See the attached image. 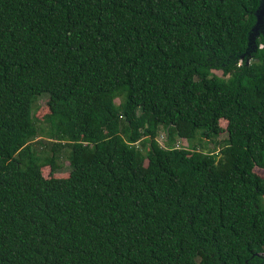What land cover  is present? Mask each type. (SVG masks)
<instances>
[{
  "label": "trees",
  "instance_id": "16d2710c",
  "mask_svg": "<svg viewBox=\"0 0 264 264\" xmlns=\"http://www.w3.org/2000/svg\"><path fill=\"white\" fill-rule=\"evenodd\" d=\"M260 3L0 0V264H264Z\"/></svg>",
  "mask_w": 264,
  "mask_h": 264
},
{
  "label": "rangeland",
  "instance_id": "374dc122",
  "mask_svg": "<svg viewBox=\"0 0 264 264\" xmlns=\"http://www.w3.org/2000/svg\"><path fill=\"white\" fill-rule=\"evenodd\" d=\"M261 14H264V8L262 9ZM259 27H260V17H259V23L254 28L253 33L250 36V40H249V45H250L249 48L250 49H252V45H254L255 40L258 38V32L260 31ZM213 72L218 76L221 75V72L219 70H213ZM45 100H46V95H40L36 98L34 107L36 106L37 108L35 107L36 110H35L34 116L37 120L41 119L42 115L47 112ZM115 101H117V100H115ZM218 122H219V126L224 129L225 121L220 119ZM198 132L199 131L197 130L194 138L190 139L188 141H186L184 139H182V140L177 139L176 144L179 147L180 146L184 147V148L194 147V148L201 150V151H204V152H212L213 154H216L218 149L223 144V140L225 138L224 130L222 132H220L218 135H216L215 137L211 136V137H209V139H202V140L199 139ZM156 139L160 145L163 144L164 135H163L162 130L159 131V134L156 136ZM55 163H56V170L53 173H51L48 165L41 167L40 170H41L43 177H48V176L62 177V176H65V174L69 170V166H68L67 159H66L65 149L60 150V155L58 158H56ZM253 171L259 175L264 176V169L254 167Z\"/></svg>",
  "mask_w": 264,
  "mask_h": 264
},
{
  "label": "water",
  "instance_id": "95a60500",
  "mask_svg": "<svg viewBox=\"0 0 264 264\" xmlns=\"http://www.w3.org/2000/svg\"><path fill=\"white\" fill-rule=\"evenodd\" d=\"M263 8H264V0H261V3L259 5L258 9L255 11V18H256L255 19V23H254L253 27L251 28V31L248 34L249 35L248 36V46H250L249 45L250 36L253 33L254 28L259 23V17H260V27H259V30H261L263 28L262 25H263V16H264V14H261ZM252 46L254 47V45H252Z\"/></svg>",
  "mask_w": 264,
  "mask_h": 264
},
{
  "label": "flooded vegetation",
  "instance_id": "af4514ba",
  "mask_svg": "<svg viewBox=\"0 0 264 264\" xmlns=\"http://www.w3.org/2000/svg\"><path fill=\"white\" fill-rule=\"evenodd\" d=\"M261 255L264 256V250L261 252Z\"/></svg>",
  "mask_w": 264,
  "mask_h": 264
}]
</instances>
